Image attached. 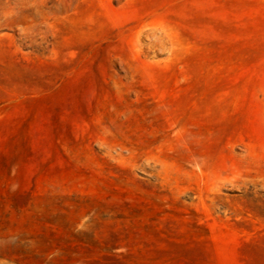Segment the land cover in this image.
Returning a JSON list of instances; mask_svg holds the SVG:
<instances>
[{"label":"rangeland","instance_id":"374dc122","mask_svg":"<svg viewBox=\"0 0 264 264\" xmlns=\"http://www.w3.org/2000/svg\"><path fill=\"white\" fill-rule=\"evenodd\" d=\"M0 264H264V0H0Z\"/></svg>","mask_w":264,"mask_h":264}]
</instances>
